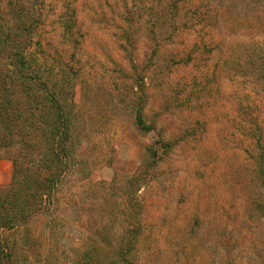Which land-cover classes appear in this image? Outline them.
I'll return each instance as SVG.
<instances>
[{
    "label": "rangeland",
    "instance_id": "rangeland-1",
    "mask_svg": "<svg viewBox=\"0 0 264 264\" xmlns=\"http://www.w3.org/2000/svg\"><path fill=\"white\" fill-rule=\"evenodd\" d=\"M154 5L0 0L10 35L0 36V66L46 82L35 117L47 126V95L56 93L73 136L52 197L25 220L11 203L0 210V264H83L89 249L98 258L88 264H108L124 231L122 186L161 138L173 147L150 159L133 191L143 206L135 263L264 264V0H181L171 39ZM72 15L67 32L63 18ZM32 18V36L19 33ZM18 105L27 131L28 102ZM138 107L153 130L137 126ZM22 136L0 146L1 200L11 196L13 157L27 150Z\"/></svg>",
    "mask_w": 264,
    "mask_h": 264
},
{
    "label": "trees",
    "instance_id": "trees-1",
    "mask_svg": "<svg viewBox=\"0 0 264 264\" xmlns=\"http://www.w3.org/2000/svg\"><path fill=\"white\" fill-rule=\"evenodd\" d=\"M180 1L155 0L156 21L161 31L168 33L167 38L169 39L181 28L180 22H178ZM132 12L129 11V14H132ZM73 17L74 15L70 16L69 19L63 18V28L67 32H71L74 27L75 19ZM130 17L133 16L131 15ZM33 26L34 19L32 18L26 25L18 28L21 30L19 33L27 34V36L31 34L32 36L34 32ZM18 29L15 33L16 35H18ZM0 36H3L4 39L10 37L9 34L4 32L1 25ZM2 45H4L3 40ZM13 55L24 59L21 52H14ZM37 80L35 77H22L19 74L15 77L6 68L0 66V146L10 148L13 145L14 136L23 134L21 142L24 140V147L25 149L27 148L25 154L18 153L12 159L13 180L11 196H5L4 201L0 198V210H5V203H11V206L15 209V215H19L22 220L27 219L32 213L39 210L52 197L55 188L66 173L68 157L72 152V145H67V141L70 142V139L73 137L71 125H69L70 115L64 111L61 106V99L56 96V93L47 95L51 108L49 111L47 110V113L50 114L48 116L53 114L48 120L47 126L45 120L42 118L40 120V116L37 119L35 117L37 112L43 111L45 108L44 101H39L40 97H38L37 89H44L47 86L46 82H39ZM60 94H62V91H60ZM16 95H20L21 98H15ZM22 98H25L28 102L26 110L36 111H28L31 115L27 114V120L29 121L30 119L28 127L31 129V133L28 127L27 131H25L21 125L22 121L26 119V116L22 117L23 108H21V105H18L22 102ZM12 102H15L14 110H12L13 106H10ZM31 103L34 109L31 108ZM135 117L136 124L140 129L147 132L153 130L154 127L152 125H147L144 122L141 107L136 109ZM253 134L255 135L254 132ZM42 135L43 137L45 136V141L48 144H44ZM262 136V132L256 133L254 139L256 145L263 151ZM28 137L35 139L32 146H29ZM156 145L155 147H147V151L149 152L148 157L141 163L136 173L130 176L122 186L123 193L127 194L126 199L121 204V211L124 217L123 222L125 223V225L123 224L124 231L121 234L118 246L114 249L112 248L105 256L108 264H136L133 254L142 231L140 216L143 206L135 198L133 201V191H139L142 183L146 182V177L153 163L150 159L154 162L160 161L163 155H166L173 147L174 143L161 138L156 142ZM28 147H32V150H35V155L28 152ZM262 157L263 152L261 154ZM11 219L16 221L17 218L14 219L12 216ZM92 257L98 258V254L93 249L82 252L84 262L81 263L88 264L92 260Z\"/></svg>",
    "mask_w": 264,
    "mask_h": 264
}]
</instances>
